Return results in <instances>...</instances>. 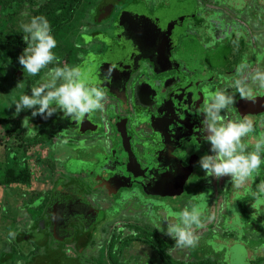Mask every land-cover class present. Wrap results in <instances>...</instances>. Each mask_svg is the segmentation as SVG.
<instances>
[{
	"label": "flooded vegetation",
	"instance_id": "obj_1",
	"mask_svg": "<svg viewBox=\"0 0 264 264\" xmlns=\"http://www.w3.org/2000/svg\"><path fill=\"white\" fill-rule=\"evenodd\" d=\"M76 1L70 14L55 15L63 22L52 31L53 51L60 66L79 68L103 88L104 110L78 123L61 119V113L47 120L37 116L30 119L33 134L27 135L21 123L31 111L15 114L13 101L30 95L47 69L24 81L17 79L23 73L18 61L3 65L0 191L21 189L25 198L17 209L26 216L9 244L18 246V262L7 254L1 261L81 264L84 256L96 258V249L106 264H121L119 256L132 242L149 247L143 235L161 239L149 233V208L164 209L162 195L181 196L192 184L214 194L218 227L225 218L234 220L227 212L247 209L262 226L264 217L257 213L264 203L255 206L264 202V194L253 193L264 182V163L236 188L227 177L209 182L196 161L209 148L200 137L203 117L198 114L208 90L226 89L235 97L221 114L252 123L253 132L245 139L249 150L264 135V89L252 85L253 98L245 100L231 86L247 80L249 72L264 70V0ZM47 2L21 0L18 26L22 29L35 17L30 11ZM13 11V5L6 9L7 19ZM7 70H12L9 78ZM14 173L27 176L28 183H5ZM118 209L122 215L106 221L107 212ZM119 219L135 224L124 222L106 240Z\"/></svg>",
	"mask_w": 264,
	"mask_h": 264
},
{
	"label": "clouds",
	"instance_id": "obj_2",
	"mask_svg": "<svg viewBox=\"0 0 264 264\" xmlns=\"http://www.w3.org/2000/svg\"><path fill=\"white\" fill-rule=\"evenodd\" d=\"M21 27L25 33L22 40L26 47L18 57V63L24 73L39 76L47 69L43 82L33 86L30 95H20L13 103L15 114L24 110L31 111V117L25 116L21 123L22 128L27 130L26 134H33L30 119L37 116L47 120L61 113V119L78 123L93 112L103 111L106 99L103 88L90 83L79 68L60 66L53 51L57 47V41L52 35L48 20L37 16ZM54 64L56 66L49 67ZM243 70L244 66H241L237 71L239 73ZM110 74L111 69L108 70V77ZM252 85L264 89V70L249 72L247 80L237 79L231 86L239 92L241 99L248 100L253 98ZM234 103L235 97L229 95L226 89L206 92L198 112L203 117L199 133L209 148L207 153L198 158L196 165L209 182L227 177L232 186L239 188L264 163V135L256 138L254 146L249 150L245 139L253 132L252 123L247 119L226 120L221 114ZM257 188L258 193L253 195L264 194V182ZM202 215V209L190 203L180 211L172 212L171 218L166 214L161 221L162 226L158 225L157 230L174 241V247H194L199 239L195 230L202 227Z\"/></svg>",
	"mask_w": 264,
	"mask_h": 264
},
{
	"label": "rangeland",
	"instance_id": "obj_3",
	"mask_svg": "<svg viewBox=\"0 0 264 264\" xmlns=\"http://www.w3.org/2000/svg\"><path fill=\"white\" fill-rule=\"evenodd\" d=\"M11 73L12 70H7L6 77L9 78ZM22 77L24 81H26L29 75L23 71L22 74H18L17 79ZM13 83L16 84L17 80L15 79ZM3 85L6 84L3 83L2 86ZM13 91L14 89L10 90L9 93L12 94ZM1 97L4 102L5 97ZM5 112H7V115H10V112H12L11 108L7 106ZM224 179L225 178H221V181ZM201 188L200 184H192V187L188 185L185 187L181 196L167 198V194H165L164 197H162V195L159 199L164 203V209L155 208L151 211L149 208V218L147 217L149 221V233L160 236L159 238L161 239L159 240L161 243L167 241L166 243L168 245H174V241L157 230L158 225L162 226L161 221L164 219V214H168L169 218H171L170 214L172 212H178L190 203L196 204L202 209V227L195 230L199 237L198 243L194 247H170L166 250V252L169 253V259L185 263L198 262L209 258L215 261V264H264V224L262 223V226L258 225L261 222H259L257 216L252 214L248 209L244 214L232 210L231 212H227V215L228 217H233L234 220L231 223H227V218L224 216L223 218H225L226 223L222 226L219 225L222 228L221 230L216 224L217 212L213 208L215 204L211 205L214 202V194L211 191L204 192ZM1 192L2 191H0V264H10L9 262L4 263L1 261V256L5 254L8 255V260H12L13 263H16L20 258L17 255L20 250L18 246L13 244L9 246V244L14 242L11 239L16 229H18L17 226L21 224V221L26 216L17 209V207L21 205L22 199L25 197L21 189L18 192L12 189L3 194H1ZM197 194H199V197L195 199V195ZM263 203L264 202H258L255 208H258ZM119 209L112 210L110 213L107 212L106 221H111L118 218L119 215H122V209ZM137 211H140V208H138ZM257 214L263 218L264 209L263 212H258ZM131 218L134 220L140 219L133 216ZM134 220L119 219L115 225L109 227L105 239L107 240L110 233L117 229V227L124 225V222H126V224H135ZM153 221H155V223H153ZM96 239H98V236H95L94 240ZM230 240H235L234 244H232ZM226 241L228 243H226ZM7 244V248L4 249ZM93 252H95L96 258H92L90 255L91 258L87 260V256H84L81 264H106L105 260L102 258V252L99 253L96 249H94ZM154 252V250L145 244L135 241L124 249L119 259L121 264H164L163 261L157 259ZM80 257L82 258L81 255Z\"/></svg>",
	"mask_w": 264,
	"mask_h": 264
},
{
	"label": "trees",
	"instance_id": "obj_4",
	"mask_svg": "<svg viewBox=\"0 0 264 264\" xmlns=\"http://www.w3.org/2000/svg\"><path fill=\"white\" fill-rule=\"evenodd\" d=\"M21 0H0V86L3 84V79L5 78V69L4 64L6 62H17L18 57L22 54L24 48L26 47L25 43L22 40L24 35L23 30L17 24V18L21 12L20 6ZM77 1L76 0H48V2L42 6V9L31 10L30 13L34 14L35 17L43 16L45 17L50 26L51 32L60 27L63 21L57 19L56 14H70V8H75ZM14 6L13 18L11 20L7 19L6 9L10 6ZM73 6V7H72ZM31 19L34 17H30ZM14 179H9L5 183H20L27 184L29 179L26 176L13 174ZM144 243L148 244L152 248L156 255L157 259L163 261L164 264H215V261L206 258L198 262H176L169 259V256L166 252L167 249L171 247L167 243L163 242L156 238L153 240L148 235H143ZM4 262V260H3Z\"/></svg>",
	"mask_w": 264,
	"mask_h": 264
},
{
	"label": "water",
	"instance_id": "obj_5",
	"mask_svg": "<svg viewBox=\"0 0 264 264\" xmlns=\"http://www.w3.org/2000/svg\"><path fill=\"white\" fill-rule=\"evenodd\" d=\"M139 14H140V15H142L140 12H139ZM58 261H61V262H63V263H64V261H63V260H58Z\"/></svg>",
	"mask_w": 264,
	"mask_h": 264
}]
</instances>
